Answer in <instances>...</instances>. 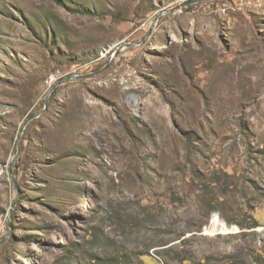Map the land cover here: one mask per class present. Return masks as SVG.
<instances>
[{"label":"rangeland","instance_id":"obj_1","mask_svg":"<svg viewBox=\"0 0 264 264\" xmlns=\"http://www.w3.org/2000/svg\"><path fill=\"white\" fill-rule=\"evenodd\" d=\"M187 1L0 0V264H264V0Z\"/></svg>","mask_w":264,"mask_h":264},{"label":"water","instance_id":"obj_2","mask_svg":"<svg viewBox=\"0 0 264 264\" xmlns=\"http://www.w3.org/2000/svg\"><path fill=\"white\" fill-rule=\"evenodd\" d=\"M199 1H202V0H189V1H187V2L185 3V6H187V5H191V4H194V3H197V2H199ZM159 16H160V15H158V16L156 17V19H155L156 21L158 20ZM151 32H152V30L149 31L148 35H149ZM141 42H142V41H141ZM141 42H139V43H137V44H133V45H132V44H122V45L117 46V47L115 48V50H114L112 56L110 57L108 63H107L102 69H100V70H98V71H96V72H94V73H90V74L82 75V76H68V77H65V78L59 80V81L53 86V88L51 89V91L48 93V95H47V97H46V100H45V107H44V109H43L41 112H39V113H36V114L30 115V116H29V117L23 122V124H22V126H21V129H20V135L22 134L24 128L26 127V125H27L29 122H31L32 120H34V119H36V118H39V117L44 113V111L46 110V107H47V102H48L49 95H50V93L52 92V90H53L55 87H57L58 85H60V84H62V83H64V82L71 81V80H73V79L90 78V77H94V76H98V75L102 74L103 72H105V71L108 69V67L110 66V64L113 62V59H114L115 57H117L118 54H119L121 51L124 50V48H133V47H137L138 45L141 44ZM20 151H21V143H20V137H19V139H18V141H17V153H16V156L14 157L13 161L11 162V164H10V166H9L10 177H11L12 181L14 182V184H15V179H14V176H13V174H12V165H13L14 162L18 159L19 154H20Z\"/></svg>","mask_w":264,"mask_h":264},{"label":"built area","instance_id":"obj_3","mask_svg":"<svg viewBox=\"0 0 264 264\" xmlns=\"http://www.w3.org/2000/svg\"><path fill=\"white\" fill-rule=\"evenodd\" d=\"M248 4H250V1H248ZM255 7H260L261 2L259 0H256V3L254 4Z\"/></svg>","mask_w":264,"mask_h":264},{"label":"trees","instance_id":"obj_4","mask_svg":"<svg viewBox=\"0 0 264 264\" xmlns=\"http://www.w3.org/2000/svg\"><path fill=\"white\" fill-rule=\"evenodd\" d=\"M48 1H51V2H53V3H55V4H57V5H60L61 3H60V0H48Z\"/></svg>","mask_w":264,"mask_h":264}]
</instances>
